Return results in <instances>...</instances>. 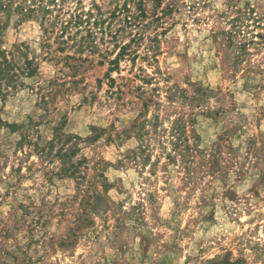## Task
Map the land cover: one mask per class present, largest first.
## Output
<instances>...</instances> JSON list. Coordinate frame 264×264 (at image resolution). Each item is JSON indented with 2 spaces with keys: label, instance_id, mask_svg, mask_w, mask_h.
Listing matches in <instances>:
<instances>
[{
  "label": "rangeland",
  "instance_id": "1",
  "mask_svg": "<svg viewBox=\"0 0 264 264\" xmlns=\"http://www.w3.org/2000/svg\"><path fill=\"white\" fill-rule=\"evenodd\" d=\"M47 1L0 36L38 68L0 95V264H264V0Z\"/></svg>",
  "mask_w": 264,
  "mask_h": 264
},
{
  "label": "trees",
  "instance_id": "2",
  "mask_svg": "<svg viewBox=\"0 0 264 264\" xmlns=\"http://www.w3.org/2000/svg\"><path fill=\"white\" fill-rule=\"evenodd\" d=\"M45 0H0V36L7 29L10 20L13 16L17 17L19 23H26L29 21H38L44 32H49L53 29L57 22L53 20L51 15V9L49 6L44 5ZM55 3L52 0H48L47 4ZM47 6V7H46ZM89 16L92 17V13L88 12ZM74 19V24L76 26V33H79L80 28L85 23L83 17L79 14L72 17ZM90 22V19H88ZM70 25V22L66 24L63 23L62 35H64ZM94 25H98L95 23ZM53 30H51L52 32ZM89 36H91L92 31L89 29ZM235 33V32H231ZM229 33V35H231ZM76 34L69 35L66 40L62 36L63 43H67L69 39L76 41ZM263 38V36H260ZM83 38V37H82ZM85 39V38H84ZM130 45L124 44L120 48V53L117 55L116 59L111 61V65L118 64V60L125 56V53L129 49ZM241 49V56L244 58L248 52L245 46L240 45L237 47ZM15 50L20 51L19 46L14 47ZM136 56V55H135ZM17 54L14 52L3 50L0 48V95L6 97L11 92H15L24 86L22 82V77H33L37 74L38 68L34 66V63L29 58H25L20 64L17 60ZM117 67V66H116ZM114 69V68H111ZM112 71V70H111ZM146 106V103L144 104ZM62 134H57L52 141L53 144H61L57 151L56 158H59L63 162V168L61 170L62 176L68 179H78L80 181L85 179V174L81 172L80 166L81 162L75 161L76 158V148L75 146H69L72 141H79V137H68L65 138ZM52 144V147H53ZM67 147V148H66ZM60 175V174H59ZM61 176V175H60Z\"/></svg>",
  "mask_w": 264,
  "mask_h": 264
}]
</instances>
